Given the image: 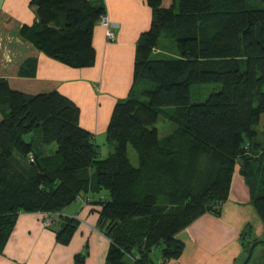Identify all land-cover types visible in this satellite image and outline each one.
<instances>
[{"label": "trees", "instance_id": "1", "mask_svg": "<svg viewBox=\"0 0 264 264\" xmlns=\"http://www.w3.org/2000/svg\"><path fill=\"white\" fill-rule=\"evenodd\" d=\"M145 4L150 25L135 45L128 95L112 108L105 140L113 150L105 158L70 99L26 95L0 78V253L20 214L51 218L83 196L99 207L106 264H155L157 249L162 262L177 259L184 246L175 235L204 214L220 215L236 165L264 227V133L261 141L255 130L264 114V0ZM29 5L36 19L21 27L23 40L69 68L95 65L103 0ZM211 84L219 91L190 102L191 86ZM158 120L174 127L163 138ZM77 223L66 219L56 239L67 244ZM251 237L246 226L245 257L258 241ZM257 247L255 264H264V245Z\"/></svg>", "mask_w": 264, "mask_h": 264}, {"label": "crops", "instance_id": "2", "mask_svg": "<svg viewBox=\"0 0 264 264\" xmlns=\"http://www.w3.org/2000/svg\"><path fill=\"white\" fill-rule=\"evenodd\" d=\"M29 2L0 0V78L26 95L56 91L70 99L79 109V126L97 143L98 137L105 138L115 103L131 88L135 45L149 28L151 12L145 0H103L115 40L106 43L104 29L97 24L92 37L95 65L73 69L46 57L20 37L21 27L36 19ZM78 200L51 215L49 225L45 214H20L0 253V264H106L110 242L97 226L99 207L91 200L87 204L83 196ZM220 211L219 216L198 217L175 235L184 246L177 259L162 262L159 252H153L155 264H241L245 256L242 230L249 226L252 237L261 239L264 227L238 165ZM69 218L78 223L69 242L63 244L56 234Z\"/></svg>", "mask_w": 264, "mask_h": 264}, {"label": "rangeland", "instance_id": "3", "mask_svg": "<svg viewBox=\"0 0 264 264\" xmlns=\"http://www.w3.org/2000/svg\"><path fill=\"white\" fill-rule=\"evenodd\" d=\"M177 5H178V3L176 1V6ZM219 89H220V86L218 84L193 85L190 87V94H191L190 95V102L192 104L202 103L203 101H205V99L208 97L209 94H211L213 92H217V91H219ZM156 128L158 129V135L160 138H163V137L169 135L174 129L173 125H171L170 123L164 122L162 120H158V122L156 123ZM255 130L258 134V138L261 139V141H263L264 114L260 116V120H259L257 126L255 127ZM104 140H105L104 137H98L97 138V144L99 147L98 149H99V153H100L101 158H105L108 155V153L113 150V145L112 144L108 145L107 143H105ZM51 149L54 150L55 146H52ZM127 154H128L130 164L134 167H138V160H137L136 154L130 147L127 148ZM103 194H106V193H103ZM96 198H97V196H96ZM76 201H79V200H76ZM47 224L49 225V222H47ZM250 239H253V237H251ZM258 241H264V236L261 239H258ZM260 248L261 247H257L255 249V251L253 250L255 257L252 259L250 264H255V262H257L256 258H257L258 251ZM153 252H159V249L154 250ZM154 256H157V253H155ZM244 259H245V256H244ZM244 259H243V261H244Z\"/></svg>", "mask_w": 264, "mask_h": 264}, {"label": "built area", "instance_id": "4", "mask_svg": "<svg viewBox=\"0 0 264 264\" xmlns=\"http://www.w3.org/2000/svg\"><path fill=\"white\" fill-rule=\"evenodd\" d=\"M98 25H100L103 29H104V35H105V40H106V43H112L114 42L115 40V36H114V33L110 27V22L107 18V16H102L100 17L99 21H98ZM50 218L48 217L46 222H51Z\"/></svg>", "mask_w": 264, "mask_h": 264}, {"label": "water", "instance_id": "5", "mask_svg": "<svg viewBox=\"0 0 264 264\" xmlns=\"http://www.w3.org/2000/svg\"><path fill=\"white\" fill-rule=\"evenodd\" d=\"M257 245H264V241H256L254 242L248 249L247 255L244 259V261L242 262V264H248V262L250 261L252 254H253V250Z\"/></svg>", "mask_w": 264, "mask_h": 264}]
</instances>
